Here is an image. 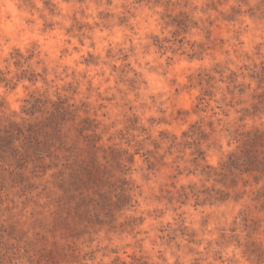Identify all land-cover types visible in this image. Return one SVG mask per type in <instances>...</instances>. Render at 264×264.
Listing matches in <instances>:
<instances>
[{"label": "rangeland", "instance_id": "rangeland-1", "mask_svg": "<svg viewBox=\"0 0 264 264\" xmlns=\"http://www.w3.org/2000/svg\"><path fill=\"white\" fill-rule=\"evenodd\" d=\"M2 77L0 264H256L264 179L235 199L202 171L264 131V0H0ZM31 97L71 106L72 153L4 132L55 129L24 112ZM85 118L110 182L132 187L123 208L93 171L63 168L89 157ZM217 190L229 198L204 200Z\"/></svg>", "mask_w": 264, "mask_h": 264}, {"label": "trees", "instance_id": "trees-1", "mask_svg": "<svg viewBox=\"0 0 264 264\" xmlns=\"http://www.w3.org/2000/svg\"><path fill=\"white\" fill-rule=\"evenodd\" d=\"M1 82L9 84V80L4 77L0 79V83ZM27 103L29 104V107H27L24 111L26 114L31 116L36 112H40L45 115L50 114V116L46 117L45 119L50 121L51 126H53L55 129L50 132L45 128H40V131L36 132L31 129L25 130L19 124L11 122L9 129H4V132L8 134L7 136L10 137V139H13V137L15 136H24L25 132H28L29 136L32 137L31 139L34 140V144L36 146H39L40 142H42V140L38 139L39 136H42L46 144H51L53 140V142L55 141V143L58 144L57 149L72 153V149L68 147L66 143L67 136H61L60 134L62 125L61 122L63 121L64 117L69 116L70 120L72 121L76 119V115H71V112H73V110H71V106L68 105L65 101L60 100L57 103H53L51 105V109H48L46 107V101L41 102L39 98L35 97H31V100L27 101ZM55 120H57L58 122L56 123ZM96 129L97 125L93 124V121L89 120L88 118H85L81 121V126L78 128V132L80 137L84 142H86V146L90 150L89 157L87 159H79L76 156L72 159V163H70L69 158L72 155L70 154L65 158L66 162L63 164V168L69 169L75 166L77 167V169L83 168L93 171L95 174V176L93 177H96V179L98 180L104 179L110 184L111 187H113V191L117 192L115 195L117 197V202H115L113 205L118 206V203H120V199H122L123 202L121 208H123L127 204L129 205L127 199L131 198L130 192H132V187L125 177L120 178L117 181L118 184L110 182L112 181L111 179L114 174L110 171H104L105 166L100 162L99 157L97 156V153L99 151H102L103 149L102 146L98 145L99 137H97L95 133L93 135L85 134V132L87 131L95 132ZM244 137L245 140L239 147L238 151H233L228 154L226 160H224L220 164V168L206 166V168L202 171V174H204L207 180L212 179L215 183L222 184V186H224L226 189H234L233 194L235 199L241 198L245 193V190H236L238 181H241L243 188H246L247 186H257L264 179V131H249L244 135ZM47 156L52 159H58V156L56 155L48 154ZM106 158V156H103L105 163H108ZM120 164L121 163L119 162V172L125 176L128 169H124L125 165L120 166ZM245 177H252L253 183L249 184V180H247ZM201 193L205 195L204 200L210 202H224L230 196L229 192H224L223 190H217L214 193H210L209 191H203ZM201 193L199 191L197 192V194ZM256 193L257 194L255 199H264V185L257 189ZM97 194L101 199L109 200L110 192ZM196 196L198 197L199 195ZM253 246L254 248H252ZM245 248V251L249 254V256H253L252 258L256 261V264L262 262V260L264 259V251H262L258 247L255 248L254 243H247L245 245Z\"/></svg>", "mask_w": 264, "mask_h": 264}, {"label": "clouds", "instance_id": "clouds-1", "mask_svg": "<svg viewBox=\"0 0 264 264\" xmlns=\"http://www.w3.org/2000/svg\"><path fill=\"white\" fill-rule=\"evenodd\" d=\"M10 7V6H9Z\"/></svg>", "mask_w": 264, "mask_h": 264}]
</instances>
